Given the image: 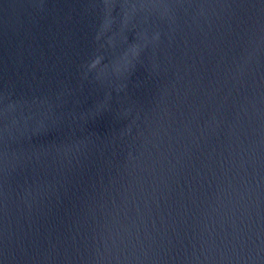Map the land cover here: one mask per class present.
Listing matches in <instances>:
<instances>
[{"label": "water", "instance_id": "95a60500", "mask_svg": "<svg viewBox=\"0 0 264 264\" xmlns=\"http://www.w3.org/2000/svg\"><path fill=\"white\" fill-rule=\"evenodd\" d=\"M0 264H264V0H0Z\"/></svg>", "mask_w": 264, "mask_h": 264}]
</instances>
